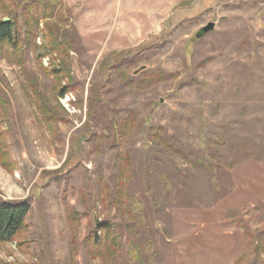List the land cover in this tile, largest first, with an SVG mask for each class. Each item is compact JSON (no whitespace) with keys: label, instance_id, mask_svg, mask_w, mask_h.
<instances>
[{"label":"rangeland","instance_id":"obj_1","mask_svg":"<svg viewBox=\"0 0 264 264\" xmlns=\"http://www.w3.org/2000/svg\"><path fill=\"white\" fill-rule=\"evenodd\" d=\"M35 1L0 0V20ZM57 3L62 20L42 22L36 42L50 47L49 31L67 33L68 54L43 67L30 54L25 69L0 61L14 170L0 160V200L31 208L19 238L0 246V263L136 264L134 243L144 251L150 242L154 264H264V0ZM209 24L214 31L197 39ZM133 58L137 67L120 71V60ZM63 61L78 90L57 99L47 73ZM158 72L174 80L133 90ZM45 107L55 120L44 119ZM131 114L137 126L122 131ZM151 128L184 156L150 139ZM87 129L102 143L88 140ZM199 158L212 163L215 181L197 168ZM85 169L94 184L81 196ZM56 172L67 181L66 202ZM102 183L121 197L107 211ZM70 210L80 215L75 238ZM95 218L119 227L115 261L88 254Z\"/></svg>","mask_w":264,"mask_h":264},{"label":"trees","instance_id":"obj_2","mask_svg":"<svg viewBox=\"0 0 264 264\" xmlns=\"http://www.w3.org/2000/svg\"><path fill=\"white\" fill-rule=\"evenodd\" d=\"M38 1L36 0L33 3H27L25 7L21 10L12 13L11 16L7 19L0 20V61L4 60L10 65H17L20 68L25 69L26 61L28 56L31 54L37 61L38 65L43 67L42 62L45 58L53 55H67L68 52L73 48L72 39L67 33H62L60 31H49V42L50 47L38 46L36 39L39 33L40 24L51 18H58L62 20V13L57 12V2L58 0H42L43 5L39 6ZM120 64L117 67H120L121 70H130L138 65V61L133 59H121ZM69 66H66L64 61L60 64V69L55 70L52 73H47L48 75L56 77V81L52 86L53 91L57 94V99L65 97V95L73 94L78 90V83L74 81L68 74L70 69ZM125 72H121V75H124ZM127 75V73H126ZM68 79V83L63 85L62 80ZM174 80L173 75H168L162 72L155 73L149 76L145 81H143L140 86L133 88L134 91L145 90L152 86L164 83L172 82ZM96 104L98 99L95 100ZM41 109L42 106H40ZM46 108V107H45ZM93 108V106H92ZM43 110L44 119L50 121L51 119L55 120L56 112L46 108ZM98 114V113H97ZM12 115L10 113V106L8 101L4 98L2 91L0 89V160L2 163L7 166L10 173H13V169L10 167V159L7 154V139L10 130L12 129ZM137 126V116L131 114L129 118L124 122L122 126V131L130 132ZM8 127V128H7ZM7 128V129H6ZM90 130L87 129V136L92 138V140L97 144L102 143V139L105 137L99 135L90 134ZM162 129L151 128L150 136L152 140H156L161 144L165 145L172 153L180 156H184L181 150L174 144L169 137H164L161 133ZM162 135V136H161ZM85 136V135H84ZM83 136V137H84ZM82 141H86L82 139ZM127 162V161H126ZM197 168L204 171L207 176L210 177L211 181H215L214 169L212 163L207 160L199 158L197 161ZM85 186L83 191L80 193L81 196H85L86 193L89 195L90 188L94 184L93 178L88 174V171L85 169ZM55 180L60 187L61 192L64 196V202H66L65 196L67 195V182L62 176V172L54 173ZM102 191L100 193V202L103 206V209L107 211L114 205H118L121 202L120 198H115L109 190V187L102 183ZM122 191V185H118V195ZM120 193V194H119ZM91 194V193H90ZM117 195V196H118ZM98 201L97 196L94 197ZM135 206H138L135 205ZM30 206L24 204L23 202H6L0 200V246L5 244H10L19 238V235L24 230L26 222L30 213ZM80 215L75 211L68 212V223L69 229L72 232V238H75V225L79 221ZM119 227L111 223L110 221L98 222V219L95 218V221H90L88 225V233L85 238V247L88 251L91 259H101L103 262L115 261L119 256ZM102 233L101 236L99 234ZM249 236V246H254L255 241ZM259 246V245H258ZM258 246H255L258 248ZM261 250H264L263 246H260ZM129 255L132 258V261L136 264H154L155 255L153 254L152 243H145L144 251L141 250L136 243H134V248H131ZM241 259L236 262V264H241ZM0 264H9V263H0ZM19 264V263H18Z\"/></svg>","mask_w":264,"mask_h":264},{"label":"water","instance_id":"obj_3","mask_svg":"<svg viewBox=\"0 0 264 264\" xmlns=\"http://www.w3.org/2000/svg\"><path fill=\"white\" fill-rule=\"evenodd\" d=\"M28 1H33V0H28ZM215 29V24H209L208 26L204 27L203 29H201V31L196 35L197 39H202L203 37H205L206 35H208L209 33L213 32ZM146 68L143 67L141 68L139 71L135 72V75H137L139 72L144 71Z\"/></svg>","mask_w":264,"mask_h":264}]
</instances>
